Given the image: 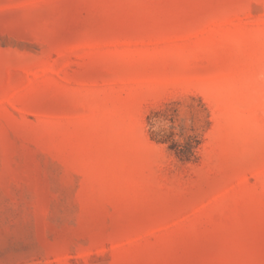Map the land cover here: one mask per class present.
Listing matches in <instances>:
<instances>
[{"label": "rangeland", "instance_id": "obj_1", "mask_svg": "<svg viewBox=\"0 0 264 264\" xmlns=\"http://www.w3.org/2000/svg\"><path fill=\"white\" fill-rule=\"evenodd\" d=\"M0 264H264V0H0Z\"/></svg>", "mask_w": 264, "mask_h": 264}, {"label": "trees", "instance_id": "obj_2", "mask_svg": "<svg viewBox=\"0 0 264 264\" xmlns=\"http://www.w3.org/2000/svg\"><path fill=\"white\" fill-rule=\"evenodd\" d=\"M202 139L197 134H189L182 141L172 139L169 147L176 156L183 161H194L198 158V151Z\"/></svg>", "mask_w": 264, "mask_h": 264}]
</instances>
